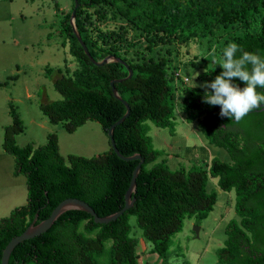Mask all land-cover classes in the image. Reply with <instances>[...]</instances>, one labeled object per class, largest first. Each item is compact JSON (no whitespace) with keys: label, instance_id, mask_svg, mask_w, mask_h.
Returning a JSON list of instances; mask_svg holds the SVG:
<instances>
[{"label":"trees","instance_id":"obj_1","mask_svg":"<svg viewBox=\"0 0 264 264\" xmlns=\"http://www.w3.org/2000/svg\"><path fill=\"white\" fill-rule=\"evenodd\" d=\"M121 1L78 0L74 22L95 60L110 54L119 57L132 69L131 77H127L128 69L121 63L97 66L89 60L69 21L74 8L72 0L61 20V32L78 66L71 75L62 74L54 80L61 98L41 102L39 108L49 121L62 122L68 132L94 120L107 135L108 127L126 110L114 97L110 85L111 80L122 79L114 82V87L128 103L130 112L114 128L113 138L121 154L138 153L144 159L132 194L135 201L108 223H94L90 214L68 210L46 232L20 242L12 250L8 264H97L95 257L101 255L108 239L112 240L109 264H139L138 239L130 234L131 216L152 243L150 251L166 259L172 237L182 229L184 218L194 217L199 222L212 210L217 196L214 190L207 191L208 176L216 178L223 191L233 190L234 210L239 217L230 219L225 226L226 239L216 250L218 260L226 264H264V110H253L236 123L220 116V106L203 102L210 89L185 87L181 106L187 121H197L209 143L223 147L231 161L213 157L207 169L193 166L171 170L164 160L155 162L159 150L147 134L148 120L159 127L173 126L175 93L166 76L165 62L131 63L119 54L120 49L135 46L142 37L151 44H184L213 35L221 27L247 24L261 17L259 31L232 36L230 40L246 51L264 56V0ZM220 64L216 62L202 73L205 82L213 81L223 71ZM233 83L245 86L238 78ZM9 114L12 121L4 127L2 148L14 159V174L26 178L27 199L0 219V262L10 239L21 234L35 216L36 222L47 218L65 198L87 202L99 216L121 209L138 163L120 159L110 142L102 154H68L65 159L55 133H48L43 145L20 146L15 137L23 131V123L12 103ZM248 139L260 140L257 150H250ZM151 163L154 164L149 166Z\"/></svg>","mask_w":264,"mask_h":264},{"label":"rangeland","instance_id":"obj_2","mask_svg":"<svg viewBox=\"0 0 264 264\" xmlns=\"http://www.w3.org/2000/svg\"><path fill=\"white\" fill-rule=\"evenodd\" d=\"M71 6L72 0H0V219L24 205L27 199L26 178L14 174V159L2 148L4 127L12 121L10 103L23 123V131L15 137L20 146L43 145L47 134L55 133L59 152L65 159L68 154L96 156L110 147L98 122L87 120L74 132H68L62 122L49 121L39 108L41 102L61 98L54 88V80L62 74L71 75L78 66L61 32V20ZM261 13L264 17V10ZM261 25V17H257L247 24L221 27L213 35L193 38L184 44L173 41L151 44L142 37L135 46L119 50L131 63L163 60L175 93L173 126L159 127L147 121V134L153 147L159 150L155 162L164 160L171 170H188L193 166L207 169L213 157L231 161L223 147L209 143L197 121H187L181 106L182 90L188 86L205 89L202 73L214 63L222 62L223 49L231 43L230 38L259 31ZM14 177H22L24 182L14 181ZM11 188L15 189L13 197L6 202L3 195ZM211 190L217 196L212 210L199 222L194 217L184 218L182 229L172 237L166 259L150 251L152 243L138 228L135 217L129 218L130 234L138 239L139 264H226L218 260L216 250L226 239L227 222L239 220L234 210V192L223 191L216 178L208 176L207 191ZM111 243V239L104 242L103 252L95 257L97 264L110 263Z\"/></svg>","mask_w":264,"mask_h":264},{"label":"clouds","instance_id":"obj_3","mask_svg":"<svg viewBox=\"0 0 264 264\" xmlns=\"http://www.w3.org/2000/svg\"><path fill=\"white\" fill-rule=\"evenodd\" d=\"M223 71L202 87L210 89L203 102L220 106L221 117H229L239 123L253 110H264V56L246 51L235 42L228 43L222 53L220 64ZM234 78L245 85L233 83Z\"/></svg>","mask_w":264,"mask_h":264},{"label":"water","instance_id":"obj_4","mask_svg":"<svg viewBox=\"0 0 264 264\" xmlns=\"http://www.w3.org/2000/svg\"><path fill=\"white\" fill-rule=\"evenodd\" d=\"M74 1V8L71 12L70 15V24L72 27V31L75 35V37L77 38V40L79 41L80 45L82 46L84 53L87 55V57L89 58V60L97 65V66H101L104 65L106 63L109 62H118L123 64L127 69H128V75L127 77H131L132 75V69L129 68L128 64L121 58L116 57L112 54L107 55L106 57H104L102 60L97 61L95 60L91 54L88 51L87 46L85 45V43L83 42L79 32L76 29L75 26V11L79 5L78 0H73ZM122 79H115V80H111L110 85L112 87V93L114 95V97L116 99H118L119 101H121L123 103V105L125 106V112L124 114L117 120L115 121L113 124H111L108 129H107V136L109 138V142L110 145L113 149V151L115 152V154L122 160L125 161H130V160H138V163L136 164L133 172H132V176L129 182V186L125 192L124 195V205L121 209H119L118 211L111 213L109 215L106 216H99L94 209L85 201L75 198V197H68L63 199L62 201H60L51 211L50 215L39 221L36 222V216L34 217V219L32 220V222L26 227V229L19 235L13 237L12 239H10V241L7 243V245L5 246V248L3 249L2 252V257H1V262L0 264H8V260H9V256L12 252V250L22 241L26 240V239H30L33 238L37 235H40L44 232H46L52 225L53 223L66 211L68 210H80V211H84L88 214H90L93 217V222L94 223H108L110 221H114L117 219L118 216H120L121 214H123L125 211H127L134 203L135 198L132 197V194L135 193L136 190V178L140 172L141 169V165L144 162V159L141 157L140 154L135 153L129 156H125L123 154L120 153V151L117 149V147L115 146L114 143V138H113V131L114 128L121 124L124 119L126 117H128L129 112H130V107L128 105V103L122 99V97L120 96V94L118 93V91L116 90V88L114 87V82H118L121 81ZM258 111H262V110H258ZM195 231H197V227H195Z\"/></svg>","mask_w":264,"mask_h":264},{"label":"flooded vegetation","instance_id":"obj_5","mask_svg":"<svg viewBox=\"0 0 264 264\" xmlns=\"http://www.w3.org/2000/svg\"><path fill=\"white\" fill-rule=\"evenodd\" d=\"M260 140H254V139H248L247 144L249 145L250 150H257L259 146ZM240 143H243V140L240 141ZM262 161L258 162L261 163ZM234 194V193H233ZM234 202H235V197H234Z\"/></svg>","mask_w":264,"mask_h":264},{"label":"crops","instance_id":"obj_6","mask_svg":"<svg viewBox=\"0 0 264 264\" xmlns=\"http://www.w3.org/2000/svg\"><path fill=\"white\" fill-rule=\"evenodd\" d=\"M16 176H19L18 174H16ZM15 178V180L14 181H16V180H21V183H23L24 181V179L22 178V177H20V179L18 178V177H14ZM14 191H15V189H13L12 190V188L11 189H9L7 192H5V195H3V196H5V201L7 202V201H10L11 200V198L13 197V193H14Z\"/></svg>","mask_w":264,"mask_h":264},{"label":"built area","instance_id":"obj_7","mask_svg":"<svg viewBox=\"0 0 264 264\" xmlns=\"http://www.w3.org/2000/svg\"><path fill=\"white\" fill-rule=\"evenodd\" d=\"M184 79H185L186 81H188V79H187L186 77H185Z\"/></svg>","mask_w":264,"mask_h":264}]
</instances>
